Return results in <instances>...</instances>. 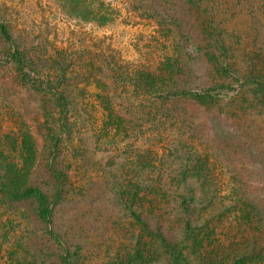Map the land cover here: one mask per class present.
<instances>
[{
    "label": "rangeland",
    "instance_id": "374dc122",
    "mask_svg": "<svg viewBox=\"0 0 264 264\" xmlns=\"http://www.w3.org/2000/svg\"><path fill=\"white\" fill-rule=\"evenodd\" d=\"M106 1L116 16L104 27L55 0L0 1L20 51L62 64L42 74L65 72L72 105L24 84L0 39V147L37 148L32 180L52 202L48 220L32 202L0 203V264H264L258 92L151 105L134 87L181 45L192 89L264 76V0ZM102 91L120 105L119 131L97 113Z\"/></svg>",
    "mask_w": 264,
    "mask_h": 264
},
{
    "label": "trees",
    "instance_id": "16d2710c",
    "mask_svg": "<svg viewBox=\"0 0 264 264\" xmlns=\"http://www.w3.org/2000/svg\"><path fill=\"white\" fill-rule=\"evenodd\" d=\"M130 1L141 2L142 0ZM55 2L64 14L73 13L82 20L95 23L101 27L114 21L116 16L114 7L106 0H55ZM151 12L155 13V16L160 13L157 10H152ZM149 16L151 15L149 14ZM0 39L4 43L14 44L9 30L2 22H0ZM170 43L171 41L168 39L164 41V48L168 47ZM14 45L16 47L11 54L10 60L19 71L21 81L26 85L47 91L54 96V100L58 103L59 109L63 113H69L72 105L69 101L65 72H60V75L58 73L57 75L49 74L45 77L42 74L47 66H49L52 73L55 70L54 66L61 69L62 64L55 62L53 59L35 58L33 55H28L20 51L16 42ZM186 50V46H179V52L176 51L175 54L165 57L155 71H141L136 76L134 87L148 96L151 105L155 103H160L161 105L166 103L171 104L188 99L206 100L211 99L212 96L216 97L220 94L226 95L229 92L241 89L246 91L252 90L254 94L258 92L256 94L257 99L264 106V76L258 78L254 74L255 71L251 69L246 71L247 77L243 78V83H239L238 87L221 86L218 88L207 87L192 89L187 86L183 81L187 77H191L196 72V69L188 62L189 56H187ZM207 60L213 67H219L217 63L219 61L216 60L213 53L207 57ZM99 101L97 104V113L104 119L105 125L110 127L115 126L116 128L114 129L119 131L121 122L119 121V116L116 115L119 113L117 110L120 106L118 105L119 103H113L106 91H102V94L99 95ZM36 160V147H0V203L20 204L32 202L34 206L33 211H31L32 216L40 220H48L52 215L50 195L48 191L44 192L32 180V169ZM48 185L45 184V186ZM262 187L264 190V183ZM54 193L57 196L59 194L58 189ZM132 216L137 222H141L136 212L133 211ZM6 223L8 224V221Z\"/></svg>",
    "mask_w": 264,
    "mask_h": 264
}]
</instances>
